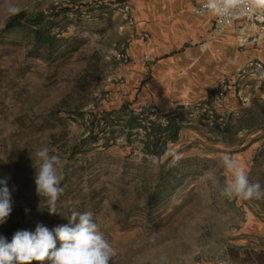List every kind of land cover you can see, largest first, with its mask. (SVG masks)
Wrapping results in <instances>:
<instances>
[{
  "label": "rangeland",
  "instance_id": "rangeland-1",
  "mask_svg": "<svg viewBox=\"0 0 264 264\" xmlns=\"http://www.w3.org/2000/svg\"><path fill=\"white\" fill-rule=\"evenodd\" d=\"M94 1L0 0V181L15 189L0 236L37 224L51 230L73 211H90L116 251L111 264H264V198L221 195L231 174L219 164L229 154L264 186V114L240 134L201 122L166 145L158 124L134 136L131 103L117 105L112 86L128 59L118 57L117 22L131 8ZM10 6L53 20V54L29 25L4 32ZM42 146L61 158L55 214L36 194Z\"/></svg>",
  "mask_w": 264,
  "mask_h": 264
},
{
  "label": "crops",
  "instance_id": "crops-1",
  "mask_svg": "<svg viewBox=\"0 0 264 264\" xmlns=\"http://www.w3.org/2000/svg\"><path fill=\"white\" fill-rule=\"evenodd\" d=\"M125 1L131 8L130 19L122 16L117 25L128 59L114 74L120 78L112 84L117 105L126 101L133 108L154 104L162 113L181 106L175 120L180 128L178 140L187 126L200 127L201 122L221 129L236 128L240 134L247 130L239 127L243 117L264 114V69L250 74L238 92L230 91L217 104L214 124L195 108L198 101L208 98L220 77L251 60L264 63V35L256 42L241 44L237 24L218 31L215 15L193 11L203 0ZM237 121L238 126H230ZM161 135L168 140V134ZM258 228L264 230V222L260 221Z\"/></svg>",
  "mask_w": 264,
  "mask_h": 264
},
{
  "label": "clouds",
  "instance_id": "clouds-1",
  "mask_svg": "<svg viewBox=\"0 0 264 264\" xmlns=\"http://www.w3.org/2000/svg\"><path fill=\"white\" fill-rule=\"evenodd\" d=\"M264 11V0H203L201 11L234 18L246 8ZM8 11L16 14L18 9L10 6ZM36 194L45 197L50 214L57 213V201L64 192L61 187L63 175L59 170L61 158L54 149L42 146L35 152ZM219 164L231 179L226 180L221 195L244 200L264 198V186L253 182L246 169L229 154H223ZM0 224L6 222L11 213L12 191L7 181H0ZM115 249L105 238L90 211H73L68 223L48 229L37 224L35 231H17L11 242L0 236V264H111Z\"/></svg>",
  "mask_w": 264,
  "mask_h": 264
},
{
  "label": "built area",
  "instance_id": "built-area-1",
  "mask_svg": "<svg viewBox=\"0 0 264 264\" xmlns=\"http://www.w3.org/2000/svg\"><path fill=\"white\" fill-rule=\"evenodd\" d=\"M102 4L120 7L125 12H128L130 9V5L126 1L96 0L92 5L100 7ZM201 5L202 3L194 6L193 11L200 15L206 14L200 10ZM230 24H237L241 44L248 41L256 42L264 35V11L249 7L230 20L216 16V28L218 31H223ZM118 57L125 59L127 54L121 52L118 54ZM262 69H264V63L261 60H251L245 66L234 70L229 75L220 77L216 86L209 93L208 98L206 100L202 99L195 104L198 114L204 120L214 124L217 104L222 102L230 91L235 90L238 92L241 85L250 74L256 73V71ZM180 110L181 106H179L177 110L162 113L158 106L154 104H143L138 108H130L129 113L137 117L140 123V126L133 130V135L136 136L138 131L148 133L155 124L163 128L168 127L171 122L178 120ZM192 114H194V112L191 113V115Z\"/></svg>",
  "mask_w": 264,
  "mask_h": 264
},
{
  "label": "trees",
  "instance_id": "trees-1",
  "mask_svg": "<svg viewBox=\"0 0 264 264\" xmlns=\"http://www.w3.org/2000/svg\"><path fill=\"white\" fill-rule=\"evenodd\" d=\"M68 11V10H67ZM53 13H55L54 10H52ZM54 15V14H53ZM46 15L45 13H40L36 17L28 19L27 18V11L22 10L17 12L16 14L12 15L9 20L7 21L4 32H17L22 31L26 25H29L32 34H33V40L36 44L45 46L50 54H53L55 50L57 49L55 43L58 40L57 35L52 34V28L54 27L53 20H50L49 22H45ZM27 22L28 24H26ZM33 27H36L34 30ZM132 119L135 121V124L140 126V123L138 122L137 117L132 116ZM106 120L108 118L106 117ZM255 115L247 114V116L243 117L239 122V127L242 129H249L252 128L253 122L256 121ZM175 120L171 122V124L163 128L161 127V130H164L166 134H168V140L176 141V139L179 136V126L175 124ZM156 125L152 127V130L155 129ZM163 142V145H166L167 141ZM160 141V140H159ZM164 149V146H163ZM164 151L158 152V154L163 153ZM12 240V239H11ZM11 240H8V242H11Z\"/></svg>",
  "mask_w": 264,
  "mask_h": 264
}]
</instances>
